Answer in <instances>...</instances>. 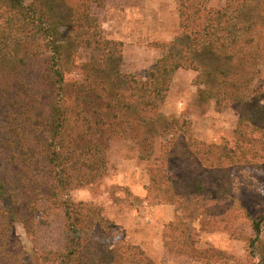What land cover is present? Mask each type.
<instances>
[{"label": "trees", "instance_id": "16d2710c", "mask_svg": "<svg viewBox=\"0 0 264 264\" xmlns=\"http://www.w3.org/2000/svg\"><path fill=\"white\" fill-rule=\"evenodd\" d=\"M108 1L0 0V264H157L72 197L107 176L116 141L151 163L148 195L177 212L226 204L231 172L263 164L264 0H180L179 35L142 74L124 72V43L93 12ZM181 70L197 74L199 98L217 113L237 111L232 140L205 142L185 116L163 113ZM58 209L63 248L40 250L37 227ZM250 221L248 258L264 264V215ZM189 233L182 219L170 223L167 247L195 264L229 263Z\"/></svg>", "mask_w": 264, "mask_h": 264}, {"label": "rangeland", "instance_id": "374dc122", "mask_svg": "<svg viewBox=\"0 0 264 264\" xmlns=\"http://www.w3.org/2000/svg\"><path fill=\"white\" fill-rule=\"evenodd\" d=\"M180 0H109L103 9L93 12L103 29L124 43L126 73L142 74L152 70L164 55L161 46L179 35ZM212 7L224 6V0H209ZM89 59L85 51L83 61ZM193 71H179L162 108L168 117L185 116L193 122L197 138L214 144L232 140L239 116L233 108L217 113L210 101L199 98ZM260 86L264 89V76ZM132 145L123 141L112 144L108 153L109 171L105 178L72 192L76 201L96 207L115 224L121 240L143 248L157 264H195L191 255H181L167 247L168 225L182 219L190 238L210 253L230 257L228 264H250L248 243L254 232L250 220L264 215V161L261 168L249 166L231 172L230 195L226 204L204 203L194 213L177 212L170 203L161 204L148 195L151 185L148 167ZM228 207V211L226 210ZM194 209V208H193ZM178 217V218H177ZM37 227L36 243L40 250H62L65 227L61 209L52 210ZM184 227V226H183ZM24 249L29 253V238L17 229Z\"/></svg>", "mask_w": 264, "mask_h": 264}]
</instances>
